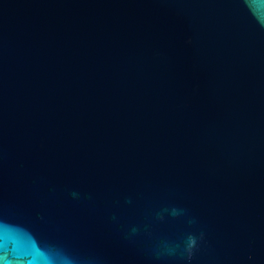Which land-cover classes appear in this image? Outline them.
I'll return each instance as SVG.
<instances>
[{"label": "water", "instance_id": "1", "mask_svg": "<svg viewBox=\"0 0 264 264\" xmlns=\"http://www.w3.org/2000/svg\"><path fill=\"white\" fill-rule=\"evenodd\" d=\"M0 264H264V0H0Z\"/></svg>", "mask_w": 264, "mask_h": 264}]
</instances>
